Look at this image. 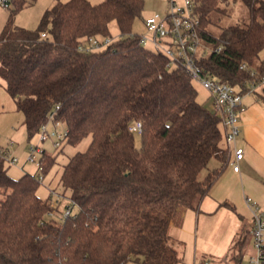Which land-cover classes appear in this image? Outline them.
Masks as SVG:
<instances>
[{
    "label": "trees",
    "instance_id": "trees-1",
    "mask_svg": "<svg viewBox=\"0 0 264 264\" xmlns=\"http://www.w3.org/2000/svg\"><path fill=\"white\" fill-rule=\"evenodd\" d=\"M34 1L10 7L0 77L29 138L53 115L68 142L88 134L92 141L64 165L61 182L78 206L65 217L69 203L52 205L38 194L36 174L13 177L0 158V264H178L181 240L172 227L199 209L229 161L219 117L198 100L183 68H169L132 32L145 0H58L37 28L17 25L16 13ZM240 1L248 22L227 23L221 0H194L204 41L224 46L199 57L204 73L245 92L264 79V0ZM113 20L120 38L98 51L79 49L89 36L109 35ZM135 120L141 146L129 130ZM213 157L222 166L209 170ZM55 162L44 152L43 172ZM247 241L241 234L238 243Z\"/></svg>",
    "mask_w": 264,
    "mask_h": 264
},
{
    "label": "crops",
    "instance_id": "crops-1",
    "mask_svg": "<svg viewBox=\"0 0 264 264\" xmlns=\"http://www.w3.org/2000/svg\"><path fill=\"white\" fill-rule=\"evenodd\" d=\"M260 58L264 62L262 52ZM0 81V116H18L17 113L21 111L15 99L7 91L5 81ZM252 86L253 83L244 92L241 131L236 141L245 150L241 168L239 171L233 169L229 163L233 153H229L228 163L201 201L199 209H188L185 212L183 227L179 235H175L180 240L188 241V252L178 264H251L250 257L255 254L254 206L247 201V197L264 211V79ZM210 100L212 108L211 94ZM20 118L26 128L24 115ZM223 145L227 147L225 139ZM220 166L221 159L213 157L209 170ZM241 234L248 239L243 245L238 243ZM126 264L142 263L131 260Z\"/></svg>",
    "mask_w": 264,
    "mask_h": 264
},
{
    "label": "built area",
    "instance_id": "built-area-1",
    "mask_svg": "<svg viewBox=\"0 0 264 264\" xmlns=\"http://www.w3.org/2000/svg\"><path fill=\"white\" fill-rule=\"evenodd\" d=\"M15 0H0V6L10 8ZM168 11L161 15L156 13L147 17L144 21L147 33L139 35L140 42L155 51L161 52L167 59L169 68L181 67L190 76L192 81H196L210 91L213 100V112L221 121L224 139L227 143L229 153H233L229 163L235 171H239L240 163L245 155V150L236 144L240 134L241 112L244 110V92L237 89L235 85L219 81L209 77L204 73V69L199 62V57L209 52L221 53L224 46L208 45L202 37L201 19L197 5L194 0H168ZM46 33H43L45 36ZM120 38V37H119ZM115 39L110 35L89 36L79 44V49L86 52L98 51L108 47ZM208 48L203 50V48ZM244 66V64H243ZM251 74L256 73L254 67L250 68ZM255 83H253V86ZM252 86V87H253ZM52 121L54 128L49 130L47 123ZM62 121L55 120L53 115L40 127L41 141L54 138L57 147L61 146L62 141L68 139L67 127L62 130ZM132 133L142 134L143 125L141 120H135L129 125ZM29 160L38 164L36 175L42 180L44 166L41 157L38 161V153L41 151L39 145L31 144ZM0 158L11 163H17L18 158L10 156L8 150L0 147ZM53 191L49 196L52 205L62 202L63 196L55 195ZM55 195V196H54ZM247 201L254 206V246L255 254L250 257L251 264H264V211L260 206L247 197ZM76 203L70 199L69 204L64 209L65 216L74 214L73 206ZM53 215V213H50ZM206 264V263H203Z\"/></svg>",
    "mask_w": 264,
    "mask_h": 264
},
{
    "label": "rangeland",
    "instance_id": "rangeland-1",
    "mask_svg": "<svg viewBox=\"0 0 264 264\" xmlns=\"http://www.w3.org/2000/svg\"><path fill=\"white\" fill-rule=\"evenodd\" d=\"M58 0H36L30 2L22 7L15 15V23L19 26L26 28H37L41 22V18L45 10L51 7ZM67 1V0H60ZM92 2H101L103 0H90ZM220 6L223 7L227 14L224 17L227 23L234 22H248L250 19L249 7L240 0H221ZM169 8L168 0H145V6L141 15L136 19L133 26V33L138 35L148 34L145 27V19L156 13L164 15ZM10 8L6 6H0V33L3 26L10 14ZM112 38L117 39L121 37L119 26L115 20L110 23V34ZM203 48V47H202ZM207 50L208 48H203ZM262 56L264 57V49L262 50ZM0 79H2L0 77ZM1 82V81H0ZM193 84L198 91V100L202 102L209 109L213 110V104L211 108L210 91L206 89L200 83L193 81ZM240 89L239 86H236ZM14 115H2L0 116V147L8 149L10 156L18 158L17 163H11L6 161V168L8 173L13 177H20L25 172H31L36 174L38 172V164L29 160L31 144L39 145L41 151L38 153V161L42 155V152H47L54 155L55 163L49 168L47 173H44L38 188V194L43 198H48L51 192H55V195H61L62 206L70 202V189H67L61 182V174L64 165L68 162L69 158L79 151H85L92 141V135L88 134L81 141L76 144L68 142V139L62 141L61 146L57 147L52 138H48L45 141H41L40 132H36L31 138H29L28 131L25 126L21 124L22 112H18ZM23 119V118H22ZM49 130L54 128L52 121L47 123ZM62 130H65L66 125L62 123ZM137 146H141V136L137 133L134 134ZM13 141V143L11 142ZM54 195V196H55ZM65 208V207H63ZM78 211V206H73V213ZM62 217H65L64 211L61 213ZM183 223L180 226H173L172 232L179 235V230L182 229ZM187 240L181 239L179 243V251L182 258L188 252Z\"/></svg>",
    "mask_w": 264,
    "mask_h": 264
}]
</instances>
